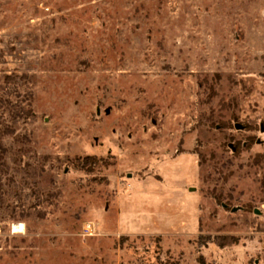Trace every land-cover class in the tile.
I'll use <instances>...</instances> for the list:
<instances>
[{"label": "rangeland", "instance_id": "rangeland-1", "mask_svg": "<svg viewBox=\"0 0 264 264\" xmlns=\"http://www.w3.org/2000/svg\"><path fill=\"white\" fill-rule=\"evenodd\" d=\"M0 264H264V0H0Z\"/></svg>", "mask_w": 264, "mask_h": 264}, {"label": "bare ground", "instance_id": "bare-ground-1", "mask_svg": "<svg viewBox=\"0 0 264 264\" xmlns=\"http://www.w3.org/2000/svg\"><path fill=\"white\" fill-rule=\"evenodd\" d=\"M89 228H90V226L87 225V226H86V229H89ZM14 229H16L17 231H21V230L23 229V225H22V224H20V225H15V226H14Z\"/></svg>", "mask_w": 264, "mask_h": 264}, {"label": "water", "instance_id": "water-1", "mask_svg": "<svg viewBox=\"0 0 264 264\" xmlns=\"http://www.w3.org/2000/svg\"><path fill=\"white\" fill-rule=\"evenodd\" d=\"M254 212L258 213V214L260 213V211L258 209H255Z\"/></svg>", "mask_w": 264, "mask_h": 264}]
</instances>
